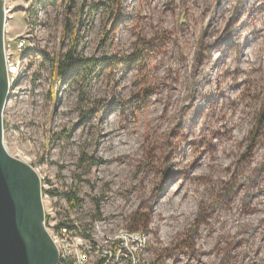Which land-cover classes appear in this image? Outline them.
Returning <instances> with one entry per match:
<instances>
[{"label": "rangeland", "instance_id": "374dc122", "mask_svg": "<svg viewBox=\"0 0 264 264\" xmlns=\"http://www.w3.org/2000/svg\"><path fill=\"white\" fill-rule=\"evenodd\" d=\"M6 9L4 142L38 170L49 231L65 220L144 231V264H264V0H6ZM209 22L216 30L202 32ZM208 38H228L210 59ZM196 47L206 74L182 125Z\"/></svg>", "mask_w": 264, "mask_h": 264}, {"label": "water", "instance_id": "95a60500", "mask_svg": "<svg viewBox=\"0 0 264 264\" xmlns=\"http://www.w3.org/2000/svg\"><path fill=\"white\" fill-rule=\"evenodd\" d=\"M6 25V3L0 0V264H57L59 253L46 226L40 174L11 155L4 142V108L11 90Z\"/></svg>", "mask_w": 264, "mask_h": 264}, {"label": "built area", "instance_id": "2783aa9c", "mask_svg": "<svg viewBox=\"0 0 264 264\" xmlns=\"http://www.w3.org/2000/svg\"><path fill=\"white\" fill-rule=\"evenodd\" d=\"M6 56L11 76L13 67L7 44ZM65 221L58 229L50 231L59 253L57 264H144L150 245L146 232L121 229L111 233L100 226L83 230L74 220Z\"/></svg>", "mask_w": 264, "mask_h": 264}, {"label": "trees", "instance_id": "16d2710c", "mask_svg": "<svg viewBox=\"0 0 264 264\" xmlns=\"http://www.w3.org/2000/svg\"><path fill=\"white\" fill-rule=\"evenodd\" d=\"M109 1H111V0H109ZM219 2H222V0H219ZM243 7H244V5L242 3V8L239 12L242 11ZM239 12L238 13L236 12L235 15H233V16H235V18H237V15L239 14ZM206 28L208 30H212V31L216 30L215 25L212 22H209L207 25H205L204 28L202 29V32L204 30H206ZM200 37H201V34H200ZM200 37L197 41L200 40ZM227 39H225L223 41L221 40V42H220L218 40L215 41V39L210 40V38H208L209 43H211L210 46L206 50V55H207L208 59L211 58L213 51H216L220 46H222ZM243 42L244 41H242V40H237V42H235V45H238L239 47H241L243 45ZM198 55H199L198 47H196L195 57H194V66H192L191 71L189 72L188 77L186 79L187 80L186 94H185V98L183 101V106H182L181 111L179 113V123L182 125L183 124L186 125L190 120H192L193 115L195 113H197L198 108H199V105L196 103V100L199 98V95L201 92V89H200L201 80H202L203 76L206 74L205 66H206L207 62L203 66V63L198 58ZM247 154H249L250 156L253 155V158L256 159V152L253 151L252 153H250L246 149L245 152L243 153V155H247ZM238 169L240 170L241 168L238 166V167H236L235 171H237ZM234 175L235 174H233L228 181H233L235 178ZM220 183H222V182H220ZM52 193L55 194L54 192H52ZM64 194L67 197L68 201L71 203V205H74L75 203L80 202V200L77 198L76 194H73L71 192H65ZM236 194L238 195V192L236 190H233V195L235 196ZM232 199L233 198H230V199H227L226 201H231ZM251 200H252V198L248 199L247 195L245 193L243 194L242 201L250 202ZM155 201H156V197H154L153 205H154Z\"/></svg>", "mask_w": 264, "mask_h": 264}, {"label": "bare ground", "instance_id": "6f19581e", "mask_svg": "<svg viewBox=\"0 0 264 264\" xmlns=\"http://www.w3.org/2000/svg\"><path fill=\"white\" fill-rule=\"evenodd\" d=\"M6 10H7V9H6ZM7 12H8V10H7ZM13 72H14V70H13ZM99 133H100V132H99ZM110 135H111L110 132H106V131H105V132H101V133H100V139L103 140V139H105V138H107V137H110Z\"/></svg>", "mask_w": 264, "mask_h": 264}]
</instances>
